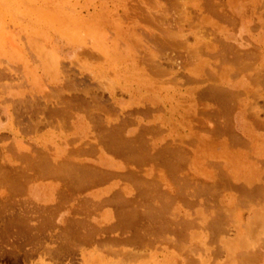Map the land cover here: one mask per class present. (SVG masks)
<instances>
[{"label": "rangeland", "instance_id": "1", "mask_svg": "<svg viewBox=\"0 0 264 264\" xmlns=\"http://www.w3.org/2000/svg\"><path fill=\"white\" fill-rule=\"evenodd\" d=\"M260 1L0 0V264H264Z\"/></svg>", "mask_w": 264, "mask_h": 264}, {"label": "bare ground", "instance_id": "2", "mask_svg": "<svg viewBox=\"0 0 264 264\" xmlns=\"http://www.w3.org/2000/svg\"><path fill=\"white\" fill-rule=\"evenodd\" d=\"M239 1V0H238ZM257 1V0H256ZM260 1V0H259ZM224 3H225V1H223ZM261 2V1H260ZM6 3V2H5ZM179 3V2H178ZM181 3V2H180ZM184 3V2H183ZM223 3V4H224ZM235 3V2H234ZM7 4V3H6ZM261 4V3H260ZM9 6V5H8ZM182 6H183V4H182ZM185 6V5H184ZM225 6V5H224ZM0 7H1V5H0ZM5 7V6H4ZM2 8V7H1ZM149 8V7H148ZM147 8V9H148ZM184 8V7H183ZM226 8V7H225ZM41 9V8H40ZM151 9V8H150ZM208 9V8H207ZM210 9V8H209ZM208 9V10H209ZM12 10H13V8H12ZM15 10V9H14ZM41 10H43V8L41 9ZM194 10V9H193ZM44 11H45V9H44ZM153 11V10H152ZM151 11V12H152ZM167 11V10H166ZM181 11V10H180ZM6 12L8 13V11L6 10ZM182 12V11H181ZM256 12V11H255ZM17 13V12H16ZM44 13V12H43ZM52 13V12H51ZM197 13V12H196ZM2 14V13H1ZM185 14V13H184ZM252 15V14H251ZM45 16V15H44ZM262 16V15H261ZM196 18V17H195ZM56 20V19H55ZM234 20V19H233ZM64 21V20H63ZM66 21V20H65ZM71 21V20H70ZM70 21H69V23H70ZM66 22H68V21H66ZM65 22V23H66ZM64 23V24H65ZM74 23V22H73ZM72 23V24H73ZM109 23H110V21H109ZM106 24V23H105ZM108 24V23H107ZM82 25V24H81ZM175 25V24H174ZM56 27V26H55ZM62 28H63V26H61ZM75 27V26H74ZM112 27V26H111ZM57 28V27H56ZM101 28V27H100ZM104 28V27H103ZM115 28V27H114ZM118 29V28H117ZM6 30V29H5ZM73 30H74V28H73ZM101 30H103V29H101ZM100 30V31H101ZM217 30V29H216ZM2 31V30H1ZM10 31V30H9ZM92 31V30H91ZM105 31V30H104ZM6 32V31H5ZM59 31H57V33H58ZM78 32H79V30H78ZM99 32V31H98ZM208 32V31H207ZM7 33V32H6ZM13 33H14V31H13ZM60 33V32H59ZM61 33H62V30H61ZM84 33V32H83ZM82 33V34H83ZM100 33V32H99ZM103 33H105V32H103ZM63 34V33H62ZM64 34H66L65 32H64ZM68 34V33H67ZM85 34V33H84ZM108 34V33H107ZM106 33H105V35H107ZM7 35V34H6ZM70 35V33L68 34V36ZM97 35V34H96ZM1 36H4V35H1ZM65 37H66V35H65ZM75 36L73 35V37L72 38H74ZM96 37V36H95ZM100 36H98V38H99ZM106 37V36H105ZM107 37H109L108 35H107ZM1 38V37H0ZM5 38V37H4ZM70 38V37H69ZM68 38V39H69ZM72 38H71V40H72ZM111 38V37H110ZM161 38V37H160ZM41 39V38H40ZM39 39V40H40ZM75 39H76V41H75ZM75 39L73 40V42H77V36L75 37ZM106 39V38H105ZM126 39V38H125ZM98 40V39H97ZM101 40V39H100ZM219 40V39H218ZM223 40V39H222ZM95 41H96V39H95ZM10 42V41H9ZM97 42H99V41H97ZM146 42V41H145ZM42 43H43V41H42ZM105 43V42H104ZM16 46V45H15ZM42 46V45H41ZM44 46V45H43ZM113 46V45H112ZM47 47V46H46ZM99 47V46H98ZM33 48V47H32ZM160 48V47H159ZM26 49V48H25ZM113 49H114V47H113ZM152 49V48H151ZM260 49V48H259ZM48 50H49V48H48ZM51 51V50H50ZM114 51V50H113ZM242 51V50H241ZM52 52V51H51ZM51 52H49V53H51ZM195 52V51H194ZM45 53V52H44ZM44 53H42L41 55L42 56H44ZM21 54V53H20ZM33 54V53H32ZM101 54H103V53H101ZM149 54V53H148ZM221 54V53H220ZM261 54V53H260ZM47 55V54H46ZM51 55H53L52 53H51ZM55 55V54H54ZM53 55V56H54ZM103 55H105V54H103ZM194 55V54H193ZM19 56H21V55H19ZM150 56V55H149ZM55 57H56V55H55ZM102 57V56H101ZM105 57V56H104ZM195 57V56H194ZM198 57V56H197ZM258 57H259V55H258ZM57 58L58 57H56L55 58V61L57 60ZM20 59V58H19ZM41 59H44V57H42ZM47 59H49V57L47 58ZM127 59V58H126ZM101 59H99V61H100ZM103 60V59H102ZM102 60H101V62H102ZM106 60H108V59H106ZM120 60H121V58H120ZM192 60H194V59H192ZM44 61V60H43ZM43 61H41V62H43ZM47 61V60H46ZM95 61V60H94ZM198 61V60H197ZM49 62H50V60H49ZM20 63H21V61H20ZM48 63V62H47ZM52 63V62H51ZM174 63V62H173ZM195 63H196V61H195ZM6 64V63H5ZM50 64V63H49ZM106 64V63H105ZM104 64V65H105ZM197 64V63H196ZM26 65V64H25ZM51 65V64H50ZM49 65V66H50ZM78 66H79V64H77ZM47 66H48V64H47ZM46 66V67H47ZM53 66V65H52ZM152 66V65H151ZM113 66H111V68H112ZM205 67V66H204ZM261 67H262V65H261ZM208 68V67H207ZM5 69V68H4ZM53 69V68H52ZM82 69V68H81ZM83 69L84 70H87L86 68H84L83 67ZM218 69V68H217ZM10 70V69H9ZM56 70V69H55ZM109 70V69H108ZM114 70V69H113ZM8 71V70H7ZM12 71V70H11ZM97 71H99V70H97ZM5 72V71H4ZM13 72V71H12ZM33 72V71H32ZM53 72V71H52ZM55 72V71H54ZM62 72V71H61ZM255 72V71H254ZM29 73V72H28ZM51 73V72H50ZM146 73V72H145ZM21 74V73H20ZM226 75V74H225ZM227 75H229V74H227ZM247 75V74H246ZM258 75V74H257ZM21 76V75H20ZM51 76V75H50ZM166 76V75H165ZM222 76V75H221ZM23 77V76H22ZM30 77H31V75H30ZM168 77H170V76H168ZM215 77V76H214ZM226 77V76H225ZM6 78V77H5ZM24 78V77H23ZM34 78V77H33ZM171 78V77H170ZM193 78V77H192ZM201 78V77H200ZM216 78V77H215ZM251 78V77H250ZM17 79V78H16ZM30 79H32V78H30ZM153 79V78H152ZM9 80V79H8ZM21 81H22V79H21ZM102 81V80H101ZM153 82H154V80H152ZM17 82V81H16ZM103 82V81H102ZM110 82V81H109ZM133 82V81H132ZM177 82V81H176ZM8 83H9V81H8ZM21 84V83H20ZM155 84H157L156 82H155ZM11 85V84H10ZM23 85H24V83H23ZM195 85V84H194ZM15 86V85H14ZM18 86H20V85H18ZM27 86V85H26ZM104 86V85H103ZM106 86H107V84H106ZM114 86V85H113ZM154 86V85H153ZM204 86V85H203ZM214 86V85H213ZM216 86V85H215ZM17 87V86H16ZM44 87V86H43ZM105 87V86H104ZM116 87V86H115ZM217 87V86H216ZM225 87V86H224ZM37 88V87H36ZM35 88V89H36ZM46 88V87H45ZM44 88V89H45ZM103 88V87H102ZM207 88V87H206ZM221 88V87H220ZM220 88H218L217 87V89H220ZM254 88V87H253ZM31 89V88H30ZM34 89V88H33ZM62 89V88H61ZM104 89V88H103ZM215 89V88H214ZM47 90V89H46ZM206 90V89H205ZM212 90V89H211ZM105 91V90H104ZM208 91H209V89H208ZM38 91L36 90V93H37ZM255 92V91H254ZM84 93V92H83ZM92 93V92H91ZM212 93V92H211ZM226 93V92H225ZM28 94V93H27ZM30 94V93H29ZM43 94V93H42ZM211 95V94H210ZM226 95V94H225ZM211 97V96H210ZM219 98H220V96H218ZM226 97V96H225ZM20 98V97H19ZM25 98V97H24ZM212 98H215V97H213L212 96ZM16 99V98H15ZM21 99V98H20ZM19 99V100H20ZM228 99H229V97H228ZM9 100V99H8ZM22 100V99H21ZM30 100H32V99H30ZM51 100V99H50ZM60 100V99H59ZM23 101V100H22ZM27 101V100H26ZM35 101V100H34ZM69 101V100H68ZM18 102V101H17ZM24 102H25V100H24ZM24 102L21 104L20 103V101H19V103L21 104V105H23L24 104ZM29 103V102H28ZM32 103H33V101H32ZM35 103V102H34ZM59 103V102H58ZM136 103V102H135ZM140 103V102H139ZM151 104H152V102H150ZM221 103V102H220ZM26 104V103H25ZM226 104V103H225ZM5 105V104H4ZM19 105V104H18ZM40 105V104H39ZM71 105V104H70ZM76 105V104H75ZM224 106V105H223ZM186 107V106H185ZM30 108V107H29ZM70 108V107H69ZM236 108V107H235ZM5 109V108H4ZM14 109V108H13ZM34 109V108H33ZM57 109V108H56ZM30 110V109H29ZM53 110H54V108H53ZM155 110V109H154ZM3 112V111H2ZM15 112V111H14ZM53 112V111H52ZM4 113V112H3ZM5 113H7V112H5ZM16 114H17V110H16V112H15ZM2 115H4V114H2ZM88 115V114H87ZM257 115V114H256ZM5 116H7V115H5ZM129 116V115H128ZM66 117V116H65ZM187 117V116H186ZM185 117V118H186ZM9 118V116L6 118V120ZM92 118V117H91ZM189 118V117H188ZM200 118V117H199ZM110 119V118H109ZM201 119V118H200ZM204 119V118H203ZM10 120V119H9ZM39 120V119H38ZM111 120V119H110ZM50 121V120H49ZM56 121V120H55ZM6 122V121H5ZM40 122V121H39ZM70 122V121H69ZM82 123V122H81ZM211 123V122H210ZM12 124V123H11ZM83 124V123H82ZM33 127H35L36 126V122L34 123L33 122V124H31ZM187 125V124H186ZM212 125V124H211ZM12 126V125H11ZM28 126V125H27ZM6 127V126H5ZM4 126H0V128H2L3 130L4 129H7V130H9L10 132H12L11 131V128H10V126H9V128H5ZM32 127V128H33ZM148 127V126H147ZM156 127V126H155ZM158 127L159 126H157L156 128L158 129ZM146 128V127H145ZM156 128H154V129H156ZM36 129V128H35ZM115 130H116V128H114ZM148 129V128H147ZM153 129V130H154ZM156 129V130H157ZM160 129H161V127H160ZM159 130V129H158ZM157 130V131H158ZM14 131H16V130H14ZM27 131V130H26ZM108 131H110V129L108 130ZM144 131V130H143ZM145 131H146V129H145ZM149 131V130H148ZM112 132V131H111ZM117 132V131H116ZM150 132V131H149ZM153 132V131H152ZM14 133V132H13ZM114 133H115V131H114ZM120 133V132H119ZM148 133V132H147ZM17 134V133H16ZM97 134V133H96ZM111 134V133H110ZM113 134V133H112ZM137 134H138V132H137ZM106 135H107V133H106ZM143 135H144V133H143ZM142 134L141 135H139L140 136V138H141V136H143ZM32 136V135H31ZM108 136H111V135H108ZM107 137V136H106ZM105 137V138H106ZM145 137V136H144ZM19 138V137H18ZM71 138V137H70ZM108 138H110V137H108ZM117 138H118V136H117ZM112 139V138H111ZM121 139V138H120ZM135 139V138H134ZM138 139V138H137ZM142 139V138H141ZM140 139V140H141ZM151 139V138H150ZM178 139V138H177ZM255 139V138H254ZM107 140V139H106ZM114 142H116L115 141V139L113 140ZM112 140H110L109 142H108V144H107V146L110 148V149H112L113 151H115L116 149H117V146L115 145V143L113 142ZM123 141V140H122ZM135 141V140H134ZM134 141H133V143H134ZM138 141V140H137ZM197 141V140H196ZM20 142H22V141H20ZM101 142V141H100ZM97 143V142H96ZM103 143V142H102ZM124 143V142H123ZM144 143V142H143ZM143 143H142V145H143ZM19 144V143H18ZM22 144V143H21ZM105 144V143H104ZM118 144H120V143H118ZM141 144V143H140ZM148 144H150V143H148ZM168 144V143H167ZM7 145V144H6ZM13 145V144H12ZM141 145V146H142ZM177 145V144H176ZM14 146V145H13ZM80 146V145H79ZM99 146V145H98ZM145 146V145H144ZM153 146V145H152ZM181 146V145H180ZM246 146V145H245ZM15 148H13L12 146L11 147H9V149L11 148V149H14V150H16V153L18 152V155L19 156H22V157H24V159H25V154L23 153V152H21L20 150L21 149H26L25 148V146H24V144H22V146L21 145H17L16 144V146H14ZM84 147V146H83ZM119 147V146H118ZM139 147V146H138ZM158 147V146H157ZM195 147H196V145H195ZM249 147V146H248ZM145 148V147H144ZM149 148V147H148ZM10 149V150H11ZM41 149V148H40ZM89 149V148H88ZM150 149H151V147H150ZM162 149H165V148H162ZM161 149V150H162ZM170 150L172 149V148H169ZM14 150H13V153H15L14 152ZM106 150V149H105ZM153 150V149H152ZM166 150V149H165ZM173 150V149H172ZM172 150H171V152L168 150V152H170V153H172ZM219 150V149H218ZM7 151V150H6ZM107 151V150H106ZM109 151H111V150H109ZM118 151V150H117ZM123 151V150H122ZM151 151V150H150ZM154 151H157V150H154ZM154 151H152V152H154ZM164 151V150H163ZM12 152V151H11ZM31 152H33V151H31ZM80 152V151H79ZM92 152V151H91ZM162 152V151H161ZM167 152V151H166ZM241 152V151H240ZM12 153V154H13ZM16 153H15V155H16ZM85 153V152H84ZM36 154V153H35ZM157 154V153H156ZM173 154V153H172ZM200 154V153H199ZM243 154V153H242ZM28 155V154H27ZM26 155V156H27ZM79 155V154H78ZM147 155H150V153H147ZM163 155H164V153H163ZM162 155V156H163ZM168 155V154H167ZM250 155V154H249ZM38 156V155H37ZM54 156V155H53ZM158 156V155H157ZM159 156H160V154H159ZM166 156V155H165ZM32 157V161H31V165L36 169V168H38L40 165H39V161H38V159L35 157V156H31ZM148 157V156H147ZM161 157V156H160ZM238 157V156H237ZM18 158V157H17ZM39 158V157H38ZM74 158V157H73ZM95 158V157H94ZM149 158V157H148ZM152 158V157H151ZM154 158V157H153ZM158 158V157H157ZM162 158V157H161ZM230 158V157H229ZM239 158V157H238ZM1 159V158H0ZM16 159V158H15ZM19 159H20V157H19ZM23 159V158H22ZM23 159V160H24ZM145 159V158H144ZM198 159V158H197ZM29 160V159H28ZM72 160V159H71ZM243 160V159H242ZM198 161V160H197ZM196 161V162H197ZM23 162V161H22ZM24 163H25V161H24ZM28 163V161L26 160V163L24 164V165H26ZM30 163V162H29ZM163 163V162H162ZM161 163V164H162ZM179 163V162H178ZM178 163H177V165H178ZM54 164V163H53ZM30 165V164H29ZM39 165V166H38ZM45 165V164H44ZM79 165V164H78ZM203 165V164H202ZM258 165V164H257ZM46 166V165H45ZM48 166H50V165H48ZM28 167V166H27ZM81 167V166H80ZM93 167V166H92ZM91 167V168H92ZM40 168V167H39ZM150 168V167H149ZM187 168V167H186ZM211 168V167H210ZM23 169V168H22ZM26 169H28V168H25V170ZM45 169V168H44ZM49 169V168H48ZM61 169V168H60ZM70 169V168H69ZM102 169V168H101ZM154 169V168H153ZM209 169V168H208ZM21 170V169H20ZM24 170V169H23ZM204 170V169H203ZM30 171V170H29ZM46 171H48V170H46ZM91 171V170H90ZM184 171V170H183ZM190 171V170H189ZM208 171V170H207ZM22 172V171H21ZM24 172V171H23ZM27 172V171H26ZM70 172V171H69ZM83 172V171H82ZM93 172V171H92ZM143 172V171H142ZM182 172V171H181ZM253 172V171H252ZM39 173V172H38ZM62 173V172H61ZM88 173H90L89 172V170H88ZM48 174V173H47ZM53 174V173H52ZM79 174H80V172H79ZM178 174V173H177ZM183 174H185V173H183ZM195 174V173H194ZM22 175V174H21ZM78 175V174H77ZM84 175V174H83ZM107 175V174H106ZM173 175V174H172ZM179 175V174H178ZM37 176V175H36ZM74 176H76V175H74ZM78 176H80V175H78ZM101 176H103V175H101ZM162 176V175H161ZM39 177H40V175H39ZM91 177V176H90ZM95 177V176H94ZM257 177V176H256ZM87 178V177H86ZM85 178V179H86ZM96 178V177H95ZM101 178V177H100ZM20 179V178H19ZM74 179H75V177H74ZM88 179V178H87ZM90 179V178H89ZM94 179V178H93ZM75 180H77V179H75ZM101 180V179H100ZM104 180H105V178H104ZM149 180V179H148ZM254 180H255V178H254ZM21 181V180H20ZM89 181V180H88ZM91 181H93V180H91ZM158 181V180H157ZM257 181V180H256ZM37 182V181H36ZM63 182V181H62ZM90 182V181H89ZM93 182H95V181H93ZM106 182H108V181H106ZM160 182V181H159ZM197 182V181H196ZM232 182V181H231ZM20 183L21 182H19V183H17V184H14L13 185V188H14V190H17V189H19V187L21 186L20 185ZM212 183V182H211ZM85 184V183H84ZM139 184V183H138ZM167 184V183H166ZM168 184H169V182H168ZM213 184V183H212ZM142 185V184H141ZM158 186V185H157ZM190 186V185H189ZM79 187V186H78ZM120 187V186H119ZM204 187V186H203ZM260 188V187H259ZM119 189V188H118ZM148 189V188H147ZM121 190V189H120ZM119 190V191H120ZM208 190V189H207ZM118 192V191H117ZM104 193V192H103ZM111 193V192H110ZM121 193V192H120ZM109 195V194H108ZM117 195H119V194H117ZM164 196V195H163ZM193 196V195H192ZM112 197H114V198H117L115 195H112ZM144 197V196H143ZM235 197V196H234ZM248 197V196H247ZM120 199V198H119ZM125 199H127V198H125ZM92 200V199H91ZM100 200V199H99ZM115 200H117V199H115ZM145 200V199H144ZM253 200V199H252ZM106 201H108V202H113L111 199H109V198H107L106 199ZM180 201V200H179ZM237 201V200H236ZM122 202V201H121ZM209 203V202H208ZM207 203V204H208ZM74 204V203H73ZM170 204V203H169ZM100 205H101V203H100ZM203 206V205H202ZM229 206V205H228ZM93 207V206H92ZM100 207H103V206H100ZM123 208V207H122ZM172 208V207H171ZM225 208V207H224ZM230 208V207H229ZM234 208V207H233ZM92 209V208H91ZM131 209V208H130ZM150 209V208H149ZM226 209V208H225ZM93 210V209H92ZM134 210H136V209H134ZM89 211V210H88ZM102 211V210H101ZM152 210H150V212H151ZM216 211V210H215ZM121 212V211H120ZM127 212V211H126ZM165 212H167V210H165ZM164 212V213H165ZM204 212V211H203ZM209 212V211H208ZM223 212V211H222ZM138 213V212H137ZM147 213V212H146ZM149 213V212H148ZM147 213V215H149ZM225 214V213H224ZM263 214V213H262ZM209 215V214H208ZM212 216H214L213 214H212ZM228 217V216H227ZM258 217H261V216H258ZM216 221V220H215ZM73 222V221H72ZM177 223V222H176ZM214 223H217V222H214ZM227 223V222H226ZM178 224V223H177ZM227 225V224H226ZM178 226H180V225H178ZM216 227V226H215ZM231 227V226H230ZM185 228V227H184ZM188 229V228H187ZM207 229V228H206ZM218 229V228H217ZM241 231V230H240ZM221 232V231H220ZM164 235V234H163ZM262 235H264V234H262ZM52 238V237H51ZM189 239V238H188ZM174 240V239H173ZM263 240V239H262ZM198 243V242H197ZM224 243V242H223ZM185 245V244H184ZM186 245H187V243H186ZM120 246V245H119ZM146 247V246H145ZM254 248V247H253ZM75 250V249H74ZM87 250V249H86ZM120 250H122V248L120 249ZM124 250V249H123ZM138 250V249H137ZM253 250V249H252ZM255 250V249H254ZM125 251V250H124ZM123 251V252H124ZM129 252V251H128ZM56 253V252H55ZM143 253V252H142ZM203 253V252H202ZM210 253V252H209ZM3 254V253H2ZM124 254V253H123ZM208 254V253H207ZM54 256H55V254H54ZM121 256V255H120ZM136 256V255H135ZM226 256V255H225ZM49 257L50 258H52L53 257V253L52 252H50V254H49ZM145 257H147V258H150V257H148V256H145ZM189 257V256H188ZM210 257V256H209ZM231 257V256H230ZM180 259V258H179ZM54 260V259H53ZM56 260V259H55ZM120 260V259H119ZM93 261V260H92ZM96 261V260H95ZM95 261H93V262H95ZM114 262V261H113ZM118 262V261H117ZM128 262V261H127ZM126 262V263H127ZM229 262V261H228ZM44 263V262H43ZM109 263H111V262H109ZM121 263V262H120ZM45 264V263H44ZM46 264H48V263H46ZM93 264V263H92ZM114 264V263H113ZM180 264V263H179ZM213 264V263H212ZM229 264V263H228ZM233 264V263H232Z\"/></svg>", "mask_w": 264, "mask_h": 264}]
</instances>
